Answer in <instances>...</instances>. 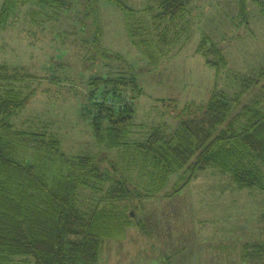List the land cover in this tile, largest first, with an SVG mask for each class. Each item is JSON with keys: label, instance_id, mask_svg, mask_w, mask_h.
Here are the masks:
<instances>
[{"label": "rangeland", "instance_id": "1", "mask_svg": "<svg viewBox=\"0 0 264 264\" xmlns=\"http://www.w3.org/2000/svg\"><path fill=\"white\" fill-rule=\"evenodd\" d=\"M120 1L134 12L127 15L106 0L97 3L102 33L97 45L98 26L87 17L85 0H70L64 12H42L41 1L30 0L7 24L0 23V65L17 69L22 81L29 74L24 83L33 91L11 122L57 137L67 156L100 157L102 167L110 161L123 167V152L99 144L84 116L90 80L121 75L135 81L138 92L124 91L135 99L138 132L129 139L143 141L153 128L171 133L186 105L207 102L216 88L234 95L243 77L264 71V0H186L185 14L168 25L154 20L162 0ZM128 21L134 34L149 37V45L134 43ZM165 31L168 42L159 44ZM204 39V53L220 49L226 67L210 66L208 60L217 58L199 52ZM143 49H152L153 57ZM254 92L241 101L264 94L261 86ZM128 175L137 182L134 172ZM179 175L170 177L161 195L133 203L130 220L137 226L126 227L122 238L105 239L98 264H264V255H242L247 242L264 243V191L240 190L210 168L177 195L164 197Z\"/></svg>", "mask_w": 264, "mask_h": 264}, {"label": "trees", "instance_id": "2", "mask_svg": "<svg viewBox=\"0 0 264 264\" xmlns=\"http://www.w3.org/2000/svg\"><path fill=\"white\" fill-rule=\"evenodd\" d=\"M29 1L5 0L0 23L7 24ZM33 1H41L42 12L70 9V0ZM99 1L103 0L84 3L87 17L98 26L94 45L102 35ZM106 1L127 15L134 12L120 0ZM260 5L264 14V2ZM159 6L154 20L168 25L177 22L188 5L186 0H162ZM127 24L135 44L149 45L147 35L134 34ZM166 31L165 37L159 35V44H167ZM207 43L201 42L199 52L217 58L208 60L210 66L226 67L220 49L204 53ZM143 50L153 57L152 49ZM18 74L17 69L0 65V264H98L105 239L122 238L126 227L137 226L130 220L133 203L161 195L175 174H180L178 182L164 197L177 195L197 173L210 168L228 176L240 190L264 191V94L241 101L255 87L264 92V71L243 77L234 95L216 88L207 102L186 105L171 133L153 128L143 141L129 139L138 132L135 99L124 91L138 92L135 81L121 75L90 80L84 116L90 117L99 144L123 152V167L111 161V166L102 167L100 157L67 156L57 137L47 131L17 128L11 119L33 95L24 83L31 76L25 74L22 81ZM132 172L137 182L125 176ZM243 252V259L262 256L264 243L249 242Z\"/></svg>", "mask_w": 264, "mask_h": 264}, {"label": "crops", "instance_id": "3", "mask_svg": "<svg viewBox=\"0 0 264 264\" xmlns=\"http://www.w3.org/2000/svg\"><path fill=\"white\" fill-rule=\"evenodd\" d=\"M247 243H249V242H247ZM243 248H244V246H243ZM182 256H184V254H182L181 256H179V258L182 257Z\"/></svg>", "mask_w": 264, "mask_h": 264}]
</instances>
